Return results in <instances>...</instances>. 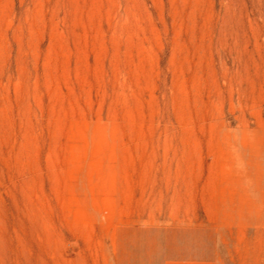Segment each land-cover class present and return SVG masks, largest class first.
Segmentation results:
<instances>
[{
  "label": "rangeland",
  "instance_id": "1",
  "mask_svg": "<svg viewBox=\"0 0 264 264\" xmlns=\"http://www.w3.org/2000/svg\"><path fill=\"white\" fill-rule=\"evenodd\" d=\"M0 264H264V0H0Z\"/></svg>",
  "mask_w": 264,
  "mask_h": 264
}]
</instances>
